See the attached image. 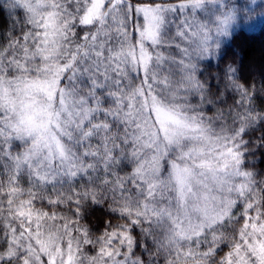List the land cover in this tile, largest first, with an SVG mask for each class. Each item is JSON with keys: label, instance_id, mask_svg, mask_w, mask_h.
Wrapping results in <instances>:
<instances>
[{"label": "snow or ice", "instance_id": "obj_1", "mask_svg": "<svg viewBox=\"0 0 264 264\" xmlns=\"http://www.w3.org/2000/svg\"><path fill=\"white\" fill-rule=\"evenodd\" d=\"M210 2L214 0H66L67 48H62L58 70L62 88L55 92L61 105L58 139L44 133L31 147L14 152L17 145L9 132L14 126L7 117L0 126V264H56L54 254L45 258L33 241V224L38 228L44 217L56 218L54 212L35 209L38 201L48 209L69 205L74 220L65 218L64 234L75 228L80 235L62 243L71 246L75 241L93 251L98 245L99 253L90 264H242L237 249L246 247L243 240L251 224L264 221V176L256 179L249 159L253 147L264 149V137L254 144L246 139L251 128L264 124V106L255 101L257 92L264 95V87L244 86L231 67L224 70L222 90L210 89L207 79H201L199 59L218 47L213 30L216 35L226 33L234 15L226 3L223 11L216 3L219 14L210 21L201 19L199 12ZM129 12L134 22L144 21L135 28L154 45L136 49L135 71L125 47ZM121 13L123 22L118 19ZM48 39L49 33L39 26L22 35L10 32L7 46H0V75L41 71L34 62L48 51ZM43 69L51 71L47 61ZM229 91L234 94L231 103ZM157 97L167 99L177 114L183 107L193 112L181 126L199 130L212 144L209 154H202L200 147L181 151V165L190 158L195 168L200 160L201 179L193 183L188 179L192 168L182 170L177 177L181 198L189 188L195 191L183 209L177 202L176 214L154 206L159 188L155 181L160 179L155 165L163 154L162 141H153L151 134L146 138L142 127L145 106L149 116L160 110ZM205 111L213 113L210 124L227 119L231 126L209 137L202 127ZM179 135H169L170 144L164 146L169 155L176 150L173 141L178 145ZM219 167L225 171L220 173ZM208 168L219 194L204 183ZM234 176L245 179L235 184ZM91 205L111 213L95 237L89 225L81 223ZM24 208L33 209L35 220L18 215ZM229 225H240L232 228L231 240L225 235ZM141 244L143 253L138 251ZM203 246L206 250L198 251Z\"/></svg>", "mask_w": 264, "mask_h": 264}, {"label": "rangeland", "instance_id": "obj_2", "mask_svg": "<svg viewBox=\"0 0 264 264\" xmlns=\"http://www.w3.org/2000/svg\"><path fill=\"white\" fill-rule=\"evenodd\" d=\"M216 3L220 4V11L224 10V6L226 3L227 6L232 10L234 15L229 22L226 33L216 35L215 30H213V36L217 39L218 47L216 48L214 54H209L207 56L201 57L199 59V63L204 60L215 59L217 57L220 45L227 40L228 36H230V34L236 28L245 27L251 29L255 26L256 21H258L259 23L264 18V13L260 11L256 12L253 17L249 16V14L251 13L250 10H252L254 7H264V0H214V2L209 3L208 8L199 12L201 19L205 21H210L214 19L216 15L219 14L215 7ZM136 23L137 21L135 22V25ZM140 23H144V21H140ZM129 28H132V26L129 25ZM51 75V71H49L46 75L42 76L41 78L39 77L15 79L13 81H18L22 89L29 90V94L39 98V102L42 104L43 99L42 97H40V94H46L47 90L51 87ZM11 87L12 86L8 83L0 85V99L4 105H15L16 101L19 99L17 93L15 91H11ZM159 99L161 101L159 102L161 107L158 112L154 111V123L155 121H160L159 128L167 129L166 134L168 136L170 134H173L174 132L180 133V135L178 136V145H181L183 147H179L177 145V141L174 139L173 147H175L176 150L172 152L171 155L168 154V156L163 161L164 169L167 168V171L163 170L162 172H160V177H164V179L159 183L157 199L154 202V206L160 208H168L172 211L173 214H176L177 202L179 201V205H181L182 202L181 195L179 194V189L181 188V186L177 177L180 175L184 168H192L193 160L190 158H185L186 163L182 165L180 164V161H178L180 165L179 168L172 167L170 170L169 158H171V160L173 161H176L177 158L180 156L181 151L186 152L194 147L202 148V154H209L212 148V144L210 140H203V137L199 134V130L195 128H183L181 126L180 122L182 120L193 115L187 107L181 108L179 110L180 114H177L176 110L172 107V104H170L168 100L165 104H163L162 99L164 98L159 97ZM182 110H184L185 112H183ZM7 118L9 119V121L13 122L16 120V116L14 113H12L11 115L7 114ZM40 123L41 122L39 120L32 119L26 125V127L29 130L35 131L39 127ZM11 124L14 127L9 129V132L11 133L10 135L22 139L20 136H18L17 132L13 131V128H15L16 125L14 123ZM207 135L209 137H214L210 133H207ZM161 139H163V137H161ZM195 164V168H192V174L188 176V179L191 180L193 183L201 179L200 160L198 158L196 159ZM213 164H215V160H213ZM206 171L208 175L204 179V183H206L209 188H211L215 193L219 194L221 189L217 185L216 178L212 174V169L208 168L206 169ZM218 171L220 173H223L225 171V168L219 167ZM169 177H171V182H169ZM244 179L245 178L242 176H234L232 177L231 182L239 184L243 182ZM214 185L216 187H213ZM192 190L195 191V187H193ZM188 195L190 196V194ZM184 198H187V196ZM233 198H235L234 195ZM209 206L213 207L214 204H210ZM253 215H255V213H253ZM27 216L32 220H35L36 218L34 215ZM41 229L42 228L40 227V225L37 228V226L33 224V231L36 233L33 236V241L39 246L38 251H40V253L44 255L45 258H47L48 254L52 253L54 254L53 259L56 261V264H60L61 260L63 261V264H90V258L88 255L85 254L86 252H80L83 249L82 244L77 245L74 241L71 246L67 245L66 243L56 245L52 243V238L43 237V231H41ZM78 235L79 234L76 232H71L66 236L63 241L66 242L70 238V236ZM243 244L246 246L245 248L237 249V252L239 253V256L237 258L242 261V264H264V221L259 224L255 222L251 224V226L248 228V237L243 240ZM120 258V256L116 257V259ZM105 259H107V257H105ZM49 264H51V261L49 262Z\"/></svg>", "mask_w": 264, "mask_h": 264}, {"label": "trees", "instance_id": "obj_3", "mask_svg": "<svg viewBox=\"0 0 264 264\" xmlns=\"http://www.w3.org/2000/svg\"><path fill=\"white\" fill-rule=\"evenodd\" d=\"M249 14L250 17H253L256 12H263L264 7L256 6ZM252 15V16H251ZM28 12L26 10V5L23 0H0V46H7L8 34L12 31H15L17 35H22L23 31L32 29V25L27 22ZM131 23V24H130ZM140 23V21H139ZM129 25L132 28H129ZM128 28L133 31L135 28V22L132 20L128 23ZM38 67L43 69L42 59H38L34 62ZM200 64V77L201 79H207L208 86L213 90H222L223 82L222 76L226 68L231 67L235 71V78L238 79L246 87H255L257 89L264 87V18L256 24L253 28L248 29L245 27L236 28L227 40L224 41L219 49L218 54L215 59L204 60ZM49 70L36 71L33 70L28 73H18L14 72L11 75L3 74L0 75V79L4 82H10L15 79H25V78H41L46 75ZM234 94L229 91L227 94V99L229 103L233 98ZM255 101L257 106H264V95H261L259 92L255 95ZM167 99H162V103L165 104ZM0 103H2L0 99ZM226 110V107H225ZM185 112L184 110H182ZM192 114H194L192 112ZM213 113L204 112V121L206 124H210L207 117L212 116ZM7 117L6 110H0V126L3 125L4 118ZM205 127V125H202ZM212 130L209 131L206 128V134L210 133L215 136L217 134H222L221 129L225 130L231 125L227 122V119L221 120L219 122L211 123ZM264 137V124L256 125L251 128L246 136L251 144H254L259 138ZM15 140L17 147L13 148V151H23L25 141L18 137L11 136ZM0 139H3L0 136ZM250 144V146H251ZM254 153V157H253ZM253 153L249 154V159L252 160L253 165L256 168L258 177L257 180L262 179L260 176H264V149H258L253 147ZM125 171L121 172V175H124ZM24 187H27L26 184H23ZM24 197H21L23 199ZM35 209H42L43 211L55 213V219L49 220L47 217H44L40 220V227L43 231V237L52 238V243L56 245H61L62 240L66 238L64 234L63 224L65 223V218L68 221L74 220L69 211V205L65 204L62 208H53L48 209L44 205L40 204L39 201L34 206ZM35 216L33 209L24 208L21 209L18 213L20 216L32 215ZM111 216V213L104 207L99 205H91L85 210L84 220L81 223L88 224L95 237L96 233H100L106 227V221ZM235 227L237 230L240 228V225H229L228 230L225 235L227 239L231 240L232 238V228ZM73 233L75 228H73ZM80 235V234H79ZM195 247V245H191ZM82 250L80 252H86L85 254L89 258L96 256L99 253V246H95V251L91 250L89 246L82 244ZM206 250V246L201 247L198 251L202 252ZM138 251L143 253V244L138 248ZM154 252V250H152ZM84 254V256H85ZM139 254V253H138ZM175 253L173 252V255ZM84 258V257H83ZM151 264V261H149ZM211 264V262H210Z\"/></svg>", "mask_w": 264, "mask_h": 264}, {"label": "clouds", "instance_id": "obj_4", "mask_svg": "<svg viewBox=\"0 0 264 264\" xmlns=\"http://www.w3.org/2000/svg\"><path fill=\"white\" fill-rule=\"evenodd\" d=\"M23 2L25 3V0H23ZM27 3L32 5V7L26 6V10L28 12L27 22L33 27L39 26V28H43L49 33V39L46 44L48 51L44 57H42V61H47V64L51 69V87L47 90L46 94H40V97L43 99V103L41 104L39 102V98L30 95L29 90L22 89L18 81L4 82L0 79V85L4 83L10 84L12 86L11 91H15L19 97L16 104L12 106L0 103V110H6L9 115L12 113L15 114L16 120L14 122L9 121L10 123H14L16 125V127L13 128V131L17 132L18 136L22 139L28 141V144L24 145V147H31L34 141L38 137H41L44 133H51L53 139H58L55 137V131L59 128L61 105L57 102L55 92L57 89L62 88V86L59 85V79L62 78V75L59 74L58 70L62 67L60 61L64 59L62 48H67V45L63 43V40L66 38V33L63 30L66 19L63 9L66 8V0H27ZM118 19L123 22V13L119 15ZM131 19V13L129 12L127 23H129ZM137 24H139V21H137ZM124 30L127 32L125 47L129 50V66L133 71H135L134 60L136 49L141 46L144 49H147L149 45H153V40L148 36L141 37V30L139 27L135 28V39H133L132 30L128 27ZM151 95H155V93H152ZM157 100L161 102L159 97H157ZM141 102L144 103L143 97L141 98ZM150 103L151 96L148 100L149 106ZM149 106L144 107L146 124L142 127V131L144 132L146 138L149 134H151V139L153 141H162L160 147L163 149V154L156 160L155 165L156 176L160 177V172L164 170L163 161L168 156V149L164 146L170 144V141L169 136L166 134L167 129L159 128L160 121H155V123L153 122L155 117L154 111H152L150 116L148 115ZM32 119H36L41 122L35 131L29 130L26 127ZM203 124L209 129V131L212 130L211 124H206L205 121H203ZM17 129H19V131H17ZM161 137H163V139H161ZM145 143L148 147L154 148V143H147V139L145 140ZM153 156L154 152L149 153V158H152ZM178 161L179 157L176 161L169 158V169L171 170L173 165L180 166ZM163 179L164 177H160V179L155 182L159 184ZM193 192L192 188H189L188 193L183 196L180 205L181 209H183L188 203V194L191 196ZM179 194L181 195V188L179 189ZM186 196L187 198H184Z\"/></svg>", "mask_w": 264, "mask_h": 264}]
</instances>
